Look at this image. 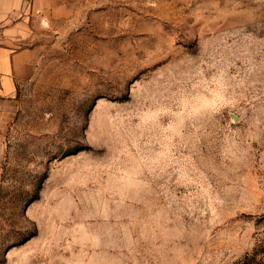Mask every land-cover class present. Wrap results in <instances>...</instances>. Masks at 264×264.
I'll list each match as a JSON object with an SVG mask.
<instances>
[{
	"label": "rangeland",
	"instance_id": "1",
	"mask_svg": "<svg viewBox=\"0 0 264 264\" xmlns=\"http://www.w3.org/2000/svg\"><path fill=\"white\" fill-rule=\"evenodd\" d=\"M0 102V264H264V0H52Z\"/></svg>",
	"mask_w": 264,
	"mask_h": 264
},
{
	"label": "crops",
	"instance_id": "2",
	"mask_svg": "<svg viewBox=\"0 0 264 264\" xmlns=\"http://www.w3.org/2000/svg\"><path fill=\"white\" fill-rule=\"evenodd\" d=\"M52 0H0V102L11 99L21 83L34 77L36 54L31 23L47 14Z\"/></svg>",
	"mask_w": 264,
	"mask_h": 264
}]
</instances>
